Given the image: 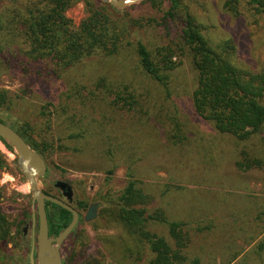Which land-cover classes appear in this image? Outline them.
Listing matches in <instances>:
<instances>
[{"label": "trees", "instance_id": "trees-1", "mask_svg": "<svg viewBox=\"0 0 264 264\" xmlns=\"http://www.w3.org/2000/svg\"><path fill=\"white\" fill-rule=\"evenodd\" d=\"M80 1L88 15L76 26L66 12ZM160 1L143 0L141 4L157 7ZM169 1L171 9L163 16L166 34L170 35L171 21L177 22L179 29L174 41L155 46L142 39L131 41L133 33L152 27L153 20H137L130 27L125 26L111 18L116 14L115 8L98 0H0V75L21 76L24 95L34 94L39 85L49 97L53 80H61L83 60L114 57L131 46L138 74L168 105L180 99L172 91V76L180 62L173 60L185 59L192 88L186 94L184 115L207 123L220 138L205 139L186 124L180 111L170 113L165 105L159 109L163 125L146 124L134 109L136 103L130 87L123 85L121 91L115 92L105 85V78L91 82V88L73 83L58 95V100L64 97V101L42 106L39 116L45 121L44 127L33 128L24 123L13 124L12 128L45 163L55 151H67L74 145L76 152L100 159L101 169L108 177L119 165H125L129 181L120 198L112 203L109 214L131 236L136 260L146 264H202L191 252L186 224L169 221L162 210L149 212L150 198L134 177L137 165L149 161L151 155L119 140L114 116L123 113L136 117L135 126L127 127L136 137L165 131L168 143L163 154L173 157L180 166L194 169L203 164L222 168L223 163L234 162L240 173H264V70L253 73L238 68L233 61L235 46L231 40L211 45L189 10L181 8L178 0ZM243 4L252 16H264V0H224L223 10L237 16ZM7 102L5 92H1L0 112L7 109ZM54 127L58 133L53 132ZM209 144L216 147L215 154ZM3 166L0 157V170ZM193 172L198 173H190ZM48 205L51 210L47 211V223L50 235L56 237L68 226L70 214ZM221 206L214 210L224 212ZM259 214L257 221L264 218V209ZM150 224L164 226L167 237L150 232ZM11 229L12 224L0 209V264L6 262ZM256 249L258 254L264 252V240Z\"/></svg>", "mask_w": 264, "mask_h": 264}, {"label": "rangeland", "instance_id": "rangeland-1", "mask_svg": "<svg viewBox=\"0 0 264 264\" xmlns=\"http://www.w3.org/2000/svg\"><path fill=\"white\" fill-rule=\"evenodd\" d=\"M178 1L181 8L189 10L211 45L226 40L233 42V61L238 68L253 73L264 70V16H252L245 4L239 8V15L233 16L223 10L224 0ZM141 2L116 10L111 18L128 27L137 20L154 21L152 27L133 33L131 41L142 39L155 46L174 41L179 29L175 26L177 22H169L170 35L166 34L167 25L163 22L164 13L172 6L170 1L161 0L157 7ZM87 15L82 1L66 12V17L76 26ZM127 50L110 58L83 60L67 71L61 80H53V92L49 97L39 85L34 94L24 95L21 76L1 74L0 93L5 92L8 102L5 105L7 109L0 112V119L16 126L28 123L33 128L44 127L45 121L39 116L42 106L64 101V97L58 100V95L73 83L91 88V82L105 78V85L115 92L121 91L123 85L130 87L136 103L134 109L143 122L163 125L159 109L165 105L162 102L164 99L141 78L136 69V60L131 55V46ZM173 62H180L172 76L175 87L173 94L180 99L165 105L164 109H169L170 113L180 111L186 124L193 127L194 132L204 135L205 139L212 141L214 137L220 138L207 123L184 115L186 94L188 88H192L188 62L183 58L174 59ZM48 109L51 111V108ZM114 117L119 140L139 147L140 153L147 151L151 155L149 161L137 165L134 177L140 182L139 187L145 196L150 198L149 212L162 210L169 221L186 224L190 230L191 252L200 258L202 264H264V252L258 254L256 249L264 240V218L255 220L264 209V173H240L234 162H225L222 168L197 164L194 169H188L186 165H178L173 157L163 154L168 143L165 131L152 132L148 137H136L127 130V127L135 126L136 117L123 113ZM52 130L58 133L56 127ZM209 145L215 154L216 147ZM222 145L226 146V142L222 141ZM6 146L0 141V157L4 162L0 170V209L12 224V240L7 245L6 262L3 264H28L30 240H22L21 231L27 226V236H30L36 206L32 203L29 185L18 168L16 153ZM70 146L69 150L55 151L48 157L47 174L43 176L45 179L38 180L39 189L42 190L43 183L67 177L73 178L74 184L86 192L93 187L94 192L101 195V209L97 219L91 222L95 231L86 233L88 236L81 239L89 249V256L85 258L98 264H146L144 260H136L138 255L134 254L136 248L131 236L109 214L112 203L120 198L129 181L126 178L127 167L119 165L114 174L108 177L101 169L100 159L97 161L91 155L76 152L74 145ZM191 170H197L198 173H190ZM220 204L225 210L222 213L217 211L219 214L214 208ZM148 229L167 237L164 226L150 224ZM36 231L34 228V233Z\"/></svg>", "mask_w": 264, "mask_h": 264}, {"label": "water", "instance_id": "water-1", "mask_svg": "<svg viewBox=\"0 0 264 264\" xmlns=\"http://www.w3.org/2000/svg\"><path fill=\"white\" fill-rule=\"evenodd\" d=\"M101 3L108 4L116 10H123L130 4L139 3L143 0H98ZM0 140L14 150L17 156V164L23 177L26 179L33 205L36 206V214L32 216L33 227L37 225L38 231L36 240L37 259H34V246L32 247L29 264H62L59 249L64 239L69 236L77 224V213L65 203L46 196L38 187V180L46 175L47 166L45 161L33 151L25 141L12 128L10 122L0 123ZM62 184L57 183L55 187ZM67 200L70 196H65ZM54 204L72 214V220L67 228L55 238L48 236V224L45 210V203ZM37 220V223H35ZM35 242H33V245Z\"/></svg>", "mask_w": 264, "mask_h": 264}, {"label": "flooded vegetation", "instance_id": "flooded-vegetation-1", "mask_svg": "<svg viewBox=\"0 0 264 264\" xmlns=\"http://www.w3.org/2000/svg\"><path fill=\"white\" fill-rule=\"evenodd\" d=\"M46 174H47V170H46ZM44 177L42 178L45 179ZM57 183H60L62 185L55 187ZM42 191L46 196L57 199L68 205L77 213L78 216L77 224L75 225L74 229L71 231L69 236L64 239L65 241L62 243L59 249L62 264H92L90 258L88 257L87 259L85 258L86 255L89 256L88 255L89 249H87L88 246L85 245L84 242H81V239L88 236L86 233L94 232L96 229L95 227L91 226V222L97 219L99 210L101 209V200L99 198V196L101 195H99L98 192H94L93 187L90 188L88 192L84 191L83 188L80 189L78 186L74 184L73 178L70 177L58 178L54 182L43 183ZM65 196H70V199L67 200ZM48 204L51 203L49 202L45 203L46 216H47V211L51 210V206H49ZM69 214H70V222H71L72 214L71 213ZM31 228L32 230L30 231V236H27L28 233L27 226L23 228L21 231L22 233L21 239L24 240L25 238H28V240H30L29 254L27 257L28 264H29V256L33 246H34V259L35 261L37 259V251H36L37 248H36L35 238L37 236L38 227L37 225H35L34 227L32 225ZM34 228H36L37 230L36 233H34ZM66 228L62 229L60 233L63 232ZM48 236L49 238H55L54 236L50 235L49 225H48ZM33 242H35L34 245ZM69 243L70 246H68ZM94 264H98V263L94 262Z\"/></svg>", "mask_w": 264, "mask_h": 264}]
</instances>
